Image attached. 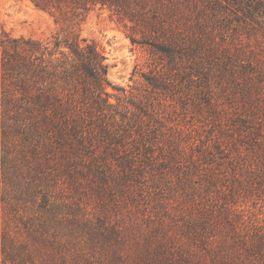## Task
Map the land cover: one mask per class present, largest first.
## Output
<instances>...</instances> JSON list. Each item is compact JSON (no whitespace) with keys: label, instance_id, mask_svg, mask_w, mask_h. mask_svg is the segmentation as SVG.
<instances>
[{"label":"trees","instance_id":"trees-1","mask_svg":"<svg viewBox=\"0 0 264 264\" xmlns=\"http://www.w3.org/2000/svg\"><path fill=\"white\" fill-rule=\"evenodd\" d=\"M29 1L53 19L63 38H16L0 24V264H81L77 258L83 253L73 254L71 245L85 244L92 254L113 241L123 245L128 233L144 235L140 264H208L207 258L212 264H264L263 227L255 222L242 230L236 202L226 200L232 195L210 215L177 214L168 198L154 212L147 210L156 188L173 185L172 174L185 162L209 183L217 167L224 182L226 162L219 158L233 166L237 158L225 156L227 151L240 156L249 138L264 136L259 115L264 104L253 103L250 85L238 84L234 98L241 107L236 112L230 107L231 123L220 127L226 133L199 135L192 147L172 138L175 146L165 150L142 139L146 97L112 103L105 55L80 34L93 9H106L124 25L133 46L168 59H201L213 52V13L227 9L245 19L264 17V0H233L237 11L227 0ZM146 80L159 88L154 78ZM237 122L259 129L242 133ZM255 142L260 148L264 139ZM254 166H245L250 176ZM257 173L264 175V165ZM254 181L244 179L235 189L248 194ZM258 184L264 193V184ZM194 195L187 193L186 209H198ZM31 207L37 214L29 213ZM215 228L224 234L218 241ZM114 258L119 261L117 254Z\"/></svg>","mask_w":264,"mask_h":264},{"label":"rangeland","instance_id":"rangeland-1","mask_svg":"<svg viewBox=\"0 0 264 264\" xmlns=\"http://www.w3.org/2000/svg\"><path fill=\"white\" fill-rule=\"evenodd\" d=\"M226 5L237 11L233 0H227ZM210 21L209 33H214L213 52L201 59H168L155 54L151 48L133 46L127 38L124 25L106 9H93L83 22L81 37L99 46L109 66L110 86L107 91L111 102L117 105L137 102L146 97L147 107L144 108L146 112L143 114L142 125L145 128L142 137L144 142L156 147L162 146L167 150V147L175 146L171 144L172 138L192 147L198 143L196 141L199 135L210 139L213 137V133L210 137L212 131L214 134L226 133L221 132L220 127L228 128L225 126L226 120L231 123L230 107L233 112L239 111L241 107V101L234 98L235 95L239 96L240 82L250 85L248 90L254 98L253 103L264 104V17L257 14L255 19L250 20L240 13L235 15L227 9H221L213 13ZM0 24L7 33L16 38L53 41L52 37L58 34L60 39L63 38L53 19L37 10L29 0H0ZM136 37L141 39L140 34ZM254 75L258 79L251 81L249 77ZM153 78L159 88L148 84L146 79ZM147 112L150 119L145 117ZM262 112L259 115L264 117ZM236 125L242 133L259 129L252 122H248L245 127L239 122ZM250 126V129H246ZM262 139V135L249 138V144L241 147L240 156L234 149L227 151L225 156L230 159L233 156L237 158L233 166L229 165V158H219L221 163L226 162L222 165V170L227 171L224 182L218 180L221 176L217 173V167L214 168L216 173L209 179L213 181L209 183L207 176L200 175V170L194 169L191 161L185 162L182 169L172 174L173 185L156 188V199L147 210L154 212L157 203L168 198L178 207L175 212L177 214L188 215L187 213L193 211L199 216L210 215L224 206L225 196L232 195L226 200L229 205L236 202L234 207L242 216V230L246 232L251 228V223L255 225L258 222L264 231V193H261L262 187L258 184H264V175L257 173L264 165V143L258 148L255 142ZM250 162L255 165L251 176L246 172L250 169H245ZM250 177L255 181L250 185L248 194L239 188V192L236 191L235 187L239 182ZM191 179H196L195 183H190ZM187 193L195 194L193 200L199 203L197 210L186 209L190 202L186 198ZM206 200L212 201L213 207L206 204ZM37 212L34 207L29 209L30 214ZM145 227L148 228L146 225ZM222 232L220 228H215L212 236L218 241L224 236ZM126 236L123 245L113 241L104 251L98 250L92 254L84 247L85 244L81 248L71 245L69 249L73 254L75 250L83 253L77 258L81 264H87L86 259H90L89 264H140L136 258L144 252L141 246L144 235L128 233ZM113 254L118 255L119 261L115 258L113 260ZM207 260L208 264H212L210 259Z\"/></svg>","mask_w":264,"mask_h":264}]
</instances>
